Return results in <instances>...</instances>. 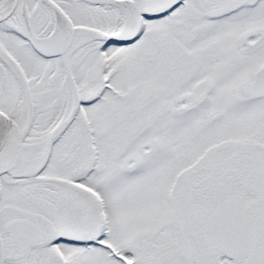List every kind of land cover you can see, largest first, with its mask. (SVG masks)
Masks as SVG:
<instances>
[{
    "label": "snow or ice",
    "instance_id": "obj_1",
    "mask_svg": "<svg viewBox=\"0 0 264 264\" xmlns=\"http://www.w3.org/2000/svg\"><path fill=\"white\" fill-rule=\"evenodd\" d=\"M0 264H264V0H0Z\"/></svg>",
    "mask_w": 264,
    "mask_h": 264
}]
</instances>
